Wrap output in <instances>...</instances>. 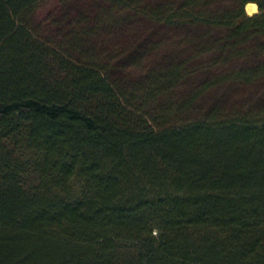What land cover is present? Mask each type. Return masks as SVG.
Instances as JSON below:
<instances>
[{"label": "trees", "instance_id": "trees-1", "mask_svg": "<svg viewBox=\"0 0 264 264\" xmlns=\"http://www.w3.org/2000/svg\"><path fill=\"white\" fill-rule=\"evenodd\" d=\"M43 1L0 0V264H264V102L193 111L264 83V0H57L50 39ZM143 19L172 69L108 43Z\"/></svg>", "mask_w": 264, "mask_h": 264}, {"label": "rangeland", "instance_id": "rangeland-1", "mask_svg": "<svg viewBox=\"0 0 264 264\" xmlns=\"http://www.w3.org/2000/svg\"><path fill=\"white\" fill-rule=\"evenodd\" d=\"M162 1L164 3H166V1H169V3L171 2L173 5L169 6V9L175 11V0H149L148 2L151 3L149 4L150 6H153L154 4L160 5V2ZM58 7L59 5L57 0H44L39 6L36 14V22L42 27L40 30L41 37H48V39H50L52 28H50L49 23L47 22L53 20L54 17H58V15H55ZM137 26L138 29L134 30ZM122 31H119L114 37L107 39L108 43L113 44L114 41L120 42L125 37H132L133 39L131 40L136 43L137 48H139L140 51L150 49L154 44L159 45V47L152 51L150 50L147 54L148 56L146 58L145 68L147 70V74L159 69H172L175 66V26L169 24L165 25L149 19H143L137 22V24L135 22L131 24L130 34ZM177 32L180 31L177 30ZM128 75H131L133 79H140L143 75H146V72H144V70H128ZM205 77H209L207 72L203 71L201 74L199 73L197 76H194L190 80L184 82L181 86H178L176 88V93L174 88V94L182 99L189 97L190 95H195L198 91L197 89L199 83L205 80ZM248 93H245L246 95H242L241 88L236 85L214 88L212 90H208V92L197 98L198 101L193 105V111L202 117H206V115L215 107L230 110L227 108L237 106L245 108L250 105L258 106L264 102V83L251 90V96L253 99L250 103L246 98ZM242 97L243 99L245 98L244 101H238ZM147 109H151L150 106Z\"/></svg>", "mask_w": 264, "mask_h": 264}, {"label": "bare ground", "instance_id": "bare-ground-1", "mask_svg": "<svg viewBox=\"0 0 264 264\" xmlns=\"http://www.w3.org/2000/svg\"><path fill=\"white\" fill-rule=\"evenodd\" d=\"M246 12L249 16H254L259 13L258 6L256 4H250L246 7Z\"/></svg>", "mask_w": 264, "mask_h": 264}, {"label": "crops", "instance_id": "crops-1", "mask_svg": "<svg viewBox=\"0 0 264 264\" xmlns=\"http://www.w3.org/2000/svg\"><path fill=\"white\" fill-rule=\"evenodd\" d=\"M250 5V4H249ZM259 11V10H258Z\"/></svg>", "mask_w": 264, "mask_h": 264}]
</instances>
